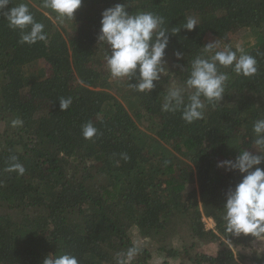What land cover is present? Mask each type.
<instances>
[{
  "label": "trees",
  "instance_id": "1",
  "mask_svg": "<svg viewBox=\"0 0 264 264\" xmlns=\"http://www.w3.org/2000/svg\"><path fill=\"white\" fill-rule=\"evenodd\" d=\"M20 3L47 39L20 43L0 12V264H43L63 253L79 264H116L134 245L132 264L156 257L161 264H264L253 246L264 234L225 230L224 193L241 176L216 166L239 150L255 151L253 124L264 119V0H82L74 19L63 21L42 0L8 7ZM116 4L164 18L167 64L151 92L129 88L130 78L114 79L105 66L108 50L96 37L102 11ZM188 17L198 23L192 31L183 28ZM240 34L243 52L257 60L254 75L220 66L228 75L224 97L205 100L203 118L192 123L182 109L162 111L168 89L184 87L191 61L207 58L205 44L218 40L235 51L232 37ZM68 97L72 104L61 111L59 99ZM89 122L97 133L85 139ZM14 162L23 175L6 171Z\"/></svg>",
  "mask_w": 264,
  "mask_h": 264
},
{
  "label": "clouds",
  "instance_id": "2",
  "mask_svg": "<svg viewBox=\"0 0 264 264\" xmlns=\"http://www.w3.org/2000/svg\"><path fill=\"white\" fill-rule=\"evenodd\" d=\"M43 7L51 9L63 21L74 19V14L80 8L82 0H42ZM10 0H0V12L8 22V27L19 30L22 44H35L46 41L47 34L44 25L37 22L25 3L8 7ZM7 9L6 11H4ZM125 4H116L106 8L101 13L100 29L96 40L99 46L107 48L104 57L105 66L114 79L130 78L128 87L138 92H151L155 81L160 80L165 71L166 49L169 45L168 31L163 27L164 18L151 12H128ZM198 25L196 19L188 17L183 28L192 31ZM177 29L173 30L175 34ZM207 58L197 56L191 61L188 78L184 87L173 86L164 96L162 111L176 112L182 109L181 118L186 123L202 119L206 100L208 103L221 101L224 97L225 82L228 75L219 71V67H232L237 75L252 76L257 71V60L254 56L245 54L242 48L234 51L229 46L221 49L218 40L208 42L203 46ZM221 49V50H218ZM237 53H240L237 55ZM177 61L184 59L183 53L176 51ZM176 67L183 69L177 63ZM135 77V83L131 78ZM187 99H185V94ZM203 98V99H202ZM72 104V98H60L61 111L67 110ZM22 121H12L13 126L21 125ZM252 143L255 151L239 150L233 159L217 162L218 168L227 172L239 173L241 179L235 185H230L224 193L223 221L225 230L234 236L241 234L260 237L264 234V119L254 122ZM97 129L91 122L82 127L85 139H91ZM127 159V157H124ZM12 156L11 160L16 161ZM23 175L25 168L20 163H11L6 169ZM138 247L132 246L125 252L117 254L116 264H132L138 254ZM43 264H79L77 257L63 253L49 254Z\"/></svg>",
  "mask_w": 264,
  "mask_h": 264
},
{
  "label": "rangeland",
  "instance_id": "3",
  "mask_svg": "<svg viewBox=\"0 0 264 264\" xmlns=\"http://www.w3.org/2000/svg\"><path fill=\"white\" fill-rule=\"evenodd\" d=\"M207 37H208V40H211L210 36H207ZM232 41H233V44H235L239 48L243 47V44L246 43V39L242 38L241 34L233 36L232 37ZM203 220L205 222V225H206L207 229H211V228L214 227L215 223H214V221L212 219L204 217ZM253 246L258 251L264 252V237L254 241ZM161 262H162L161 257H159V258L156 257L153 260L154 264H161ZM170 264H179V262L175 261V262H171Z\"/></svg>",
  "mask_w": 264,
  "mask_h": 264
}]
</instances>
